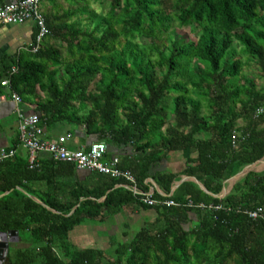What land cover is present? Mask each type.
Instances as JSON below:
<instances>
[{
    "label": "trees",
    "instance_id": "obj_1",
    "mask_svg": "<svg viewBox=\"0 0 264 264\" xmlns=\"http://www.w3.org/2000/svg\"><path fill=\"white\" fill-rule=\"evenodd\" d=\"M88 1L65 12L59 24L45 17L49 33L36 51L34 27L27 49L0 59V95L37 99L36 113L48 131L64 124L111 145L183 151L180 174L195 177L212 195L187 181L170 193L177 173L153 178L166 197L219 208L147 206L120 178L89 171L81 182L71 163L47 154L31 169L26 153H15L0 161V232L15 230L19 238L8 248L9 264H264V216L246 213L260 208L264 215V169L213 196L264 156V112L256 114L264 106V0H110L103 14ZM172 20L201 32L161 45L137 41L154 42ZM235 42L258 66L259 87L247 77L240 84L244 61L235 57ZM171 94L172 126L164 116ZM17 145L18 138L7 149ZM159 158L140 160L135 170L118 165L147 191L149 166ZM127 204L154 209L156 217L106 248L71 240L76 226L104 221ZM190 212L197 215L193 226Z\"/></svg>",
    "mask_w": 264,
    "mask_h": 264
},
{
    "label": "crops",
    "instance_id": "obj_2",
    "mask_svg": "<svg viewBox=\"0 0 264 264\" xmlns=\"http://www.w3.org/2000/svg\"><path fill=\"white\" fill-rule=\"evenodd\" d=\"M0 1V5H2L11 0ZM80 5L81 3L79 4L76 0H43L41 2V11L44 17L50 20L54 19L56 20V24H59L60 20L58 18L65 12L74 11L76 7ZM71 20H74V17ZM34 29V25L30 22L14 25H0V59L3 56L12 55L23 50L22 48L32 41ZM37 93L41 95L40 91H37ZM23 102L21 106L26 113L36 112L37 99L30 98L23 100ZM164 116L166 125H174V115L172 113L164 114ZM170 117L172 118L171 122L168 121ZM44 132L45 136L50 139L68 135L65 144L70 149L88 147L90 143L96 141L94 138L85 135L83 129H73L69 125H66L63 130H59L58 127H53L51 131H48L44 128ZM16 138L17 121L15 117V104L9 95L2 94L0 95V148H7L13 145ZM144 149V151L135 149V145L130 143L126 145L107 144L105 158L110 159L112 157H117L122 166L130 170H135L140 160L147 161L152 157H156L158 154L160 158L149 166L148 175L144 182L147 185L148 191L168 195L153 178V175L164 172L180 174L181 170L186 166L184 152L181 150L168 151L161 146L152 148V146L148 145H146ZM16 153H26V151L17 145ZM46 155L45 153H40L38 154V158L41 159ZM195 155L196 153L190 154L191 157H195ZM75 175L78 181L84 182L87 181L91 173L86 170L76 169ZM184 181L192 182L202 189L201 187L203 184L198 179L180 174L173 180L170 193L176 190ZM223 185L225 192L226 190L229 192L231 189L230 182L226 180ZM208 194L212 195L210 192ZM213 196L222 197L224 193ZM189 216L191 222L188 226H193L197 222V215L195 212H190ZM155 217L156 212L154 209L144 210L138 205L127 204L119 212L104 221H86L76 226L71 232V240L77 245L89 244L96 247L104 245V248H106L109 247L111 239L119 241L127 240L136 232L134 231V227H139L140 229L146 221H152Z\"/></svg>",
    "mask_w": 264,
    "mask_h": 264
},
{
    "label": "built area",
    "instance_id": "obj_3",
    "mask_svg": "<svg viewBox=\"0 0 264 264\" xmlns=\"http://www.w3.org/2000/svg\"><path fill=\"white\" fill-rule=\"evenodd\" d=\"M43 0H11L0 5V25H14L30 22L36 28L34 45L32 51H36L44 38L49 33L45 17L41 11V2ZM22 49H27L24 46ZM16 67H12L14 72ZM2 85L8 84L5 79ZM15 104V117L17 121L18 145L26 151L27 163L29 168L37 166L38 154H48L54 160L71 163L78 170L95 171L101 174H107L115 178H120L126 182L128 188L137 200L147 206H176V207H196L200 209H218L219 206L212 204L194 203L188 201H175L169 197L164 198L152 196L153 192L141 190L136 182L134 175L127 169H121L118 165L119 159L112 157L105 158L107 144L104 141H94L88 147L79 149H70L65 142L68 138L60 136L56 139H50L45 136L44 127L41 125L40 117L36 112L26 113L22 108L23 99L16 92L9 95ZM259 107L256 114L262 112ZM238 133L233 131L231 140L234 145L238 141ZM16 150L0 148V161L14 156ZM251 218H263V212L260 208L246 212Z\"/></svg>",
    "mask_w": 264,
    "mask_h": 264
},
{
    "label": "rangeland",
    "instance_id": "obj_4",
    "mask_svg": "<svg viewBox=\"0 0 264 264\" xmlns=\"http://www.w3.org/2000/svg\"><path fill=\"white\" fill-rule=\"evenodd\" d=\"M77 2H81L82 0H76ZM109 2L110 0H89V6H91L93 9L96 10L97 13H105L108 10V6H109ZM82 3V2H81ZM81 7V6H80ZM201 31L199 30V28L195 25H190V26H179L176 22V20H172L170 22V27L168 30L164 31L162 34H159L156 36L154 42L149 39V38H145V37H139L137 38V41H139L140 43L144 44V45H150L151 43H154L156 45H161V44H168L170 39H173L175 37L187 41V40H194L197 38V36L199 35ZM235 48L238 51V53L235 55V57H241L242 60L244 61V67L242 70V74L240 77V84H244V78H250L252 80L255 81V83L258 85V87L263 83L262 78L260 76V71L258 66L256 65V63L251 60L246 58V56H241L240 53V46L237 44V42H235ZM93 86V84L91 85V87ZM174 95L171 94L169 95L165 102L164 105L166 107V111L165 114H170L171 113V107H172V102L171 99ZM241 98L244 99L243 96H241ZM263 108V112H264V106H262ZM169 122L172 121V118L170 117ZM239 125L244 124L243 120L239 119L237 122ZM66 125L64 124H60L58 125V129L59 130H63L65 128ZM250 168L253 171H261L264 169V157H262L261 159L257 160L256 163H253L250 165ZM148 218V217H147ZM134 231H137L139 229V227H134ZM18 242H12L10 243V245H15ZM100 247H105L104 245H100Z\"/></svg>",
    "mask_w": 264,
    "mask_h": 264
},
{
    "label": "water",
    "instance_id": "obj_5",
    "mask_svg": "<svg viewBox=\"0 0 264 264\" xmlns=\"http://www.w3.org/2000/svg\"><path fill=\"white\" fill-rule=\"evenodd\" d=\"M256 162H254V163H256ZM251 170L252 169L250 168V165H247L241 171L237 172L235 175H233L231 178H229L228 181L230 182V188L232 187V185L236 181H238L242 176H244L245 174H247ZM201 188H202V190L204 192L209 193L204 186H202ZM227 192H228V190H226V192H225V189L222 188V191H221V193L219 195H221L223 193L225 195ZM32 199H34L35 201L39 202L34 197H32ZM45 207L48 210L52 211V212H56L55 210H53V209H51V208H49L47 206H45ZM73 209L71 210V212L73 211ZM18 241H19V238H18L17 231L10 230L8 232H0V264H9L8 257H7L8 248L10 246V243L18 242Z\"/></svg>",
    "mask_w": 264,
    "mask_h": 264
}]
</instances>
